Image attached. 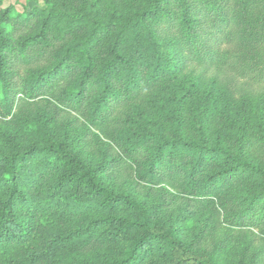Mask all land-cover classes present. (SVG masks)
<instances>
[{"label":"trees","instance_id":"trees-1","mask_svg":"<svg viewBox=\"0 0 264 264\" xmlns=\"http://www.w3.org/2000/svg\"><path fill=\"white\" fill-rule=\"evenodd\" d=\"M45 2L0 10V264H264L262 108L215 127L173 82L263 102L264 0Z\"/></svg>","mask_w":264,"mask_h":264},{"label":"rangeland","instance_id":"rangeland-1","mask_svg":"<svg viewBox=\"0 0 264 264\" xmlns=\"http://www.w3.org/2000/svg\"><path fill=\"white\" fill-rule=\"evenodd\" d=\"M44 8L46 7L45 0H0V10L5 8H10L12 13L21 11L22 9L32 10L33 8ZM213 74L209 71L203 73L199 68H192L185 66V68L174 77L173 82L179 88V92L183 95L185 103H187V108L190 113L197 112L198 109H203L206 101V96L210 95L214 99V104L210 103L211 114V124L216 125L223 122H231L233 117L247 118L251 117L252 113L258 112L262 108V113L264 116V101L261 102L260 98H255V96L242 97L237 102L229 103L226 98L220 92L217 87V81L213 79ZM29 100L28 102L19 106L14 112L18 116H24L26 120L29 113L32 116H36L37 112H40L43 107L48 105V99ZM24 114V115H23ZM75 115L72 112L60 113L57 124L61 127L68 126L70 123L74 122ZM10 118V117H8ZM7 119V118H6ZM32 118H29V124L32 123ZM230 125V123H227ZM78 124L73 127L75 131L78 132ZM32 127V125H29ZM93 131V130H92ZM97 132L96 130H94ZM98 133V132H97ZM99 135V138L103 141L108 142L103 135ZM87 149L89 144L87 142ZM110 182L115 187L128 188L133 190L134 185L131 180H127L125 176L118 174L114 177H110ZM196 220H198L196 218ZM189 229V227H188ZM222 230H219V233Z\"/></svg>","mask_w":264,"mask_h":264}]
</instances>
